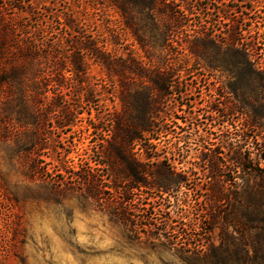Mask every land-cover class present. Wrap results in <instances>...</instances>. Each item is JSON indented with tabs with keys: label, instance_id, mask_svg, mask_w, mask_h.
<instances>
[{
	"label": "rangeland",
	"instance_id": "rangeland-1",
	"mask_svg": "<svg viewBox=\"0 0 264 264\" xmlns=\"http://www.w3.org/2000/svg\"><path fill=\"white\" fill-rule=\"evenodd\" d=\"M18 1L58 18L43 25L61 30L67 53L69 36H91L124 67L174 75L163 81L161 113L152 119L143 96L154 91L150 83L127 75L140 89L124 102L121 78L89 57L84 94L92 96L79 105L73 86L75 118L52 131L47 149L26 158L24 147L0 139V264H264V195L252 190L264 181H246L231 160L244 152L246 137L258 136L264 149V101L260 80L240 74L229 45L233 36L252 44L264 68V0H183L171 4L179 18L170 22L142 0L136 7L124 0ZM225 6L231 10L222 17ZM116 115L147 119L126 150L147 185L117 159L102 164ZM250 122L263 128L251 131ZM91 169L92 189L80 180ZM183 244L204 251L185 252Z\"/></svg>",
	"mask_w": 264,
	"mask_h": 264
},
{
	"label": "trees",
	"instance_id": "trees-1",
	"mask_svg": "<svg viewBox=\"0 0 264 264\" xmlns=\"http://www.w3.org/2000/svg\"><path fill=\"white\" fill-rule=\"evenodd\" d=\"M124 1L134 7L143 5L139 4L140 0ZM109 2L111 6H113V3L119 4L117 0H109ZM142 2L145 4L143 7L151 12H156L161 17H165L167 22L177 21L179 18L172 14L171 4L175 2L184 3L183 0H142ZM190 2L191 0H187L188 6L191 5ZM259 3L260 1H257V4ZM29 5L18 0L16 2L0 0V139L13 140L17 145L24 147V157L26 158H29L28 155L36 147L39 151L47 149L51 142L52 131L67 129L71 126L73 118H75L72 113V98L69 95L73 90V86L80 92L77 97L79 105L82 102L81 100L85 99L84 101L88 102L92 96V94H84L89 57L98 64H104L109 68L113 77L121 78L120 86L126 88V95L122 94L124 102L128 100L129 96L139 94L138 89H140L138 85H134L128 76H137L141 80H146L147 84L150 83V87L156 93L154 94V91L150 89L151 92L148 91L143 94L147 100V114H150L148 116L154 119L153 115L161 113L156 104L161 103L159 102L161 101L159 93L164 89L162 83L163 81L172 83L170 79L173 78L174 74L168 77L167 80L164 76L165 73H160V71L145 70L132 67V65L124 67L120 64V60L109 57L103 46L99 45V40L91 36H88V38L83 37L77 41L69 36L71 40L67 44L72 52L67 53L63 45V39L59 36L61 30L56 28L49 32L43 25L48 22L50 24L58 23V18L53 14L34 12L28 8ZM200 10L201 8H199ZM229 10L231 9L225 6L222 11H219V14L224 17ZM70 25H67V28L71 31ZM202 30L201 28V33H205ZM49 34L53 36L49 37ZM231 40L232 43L229 45L235 46V53L239 57L240 74L244 77H257L260 80L264 101V68L259 62L253 60V45L241 44L235 36ZM74 77L76 79L75 84L73 82L75 81L73 80ZM124 81H128L129 84L124 85ZM146 120L134 121L116 115L112 121L114 125L112 137L108 142L111 149L109 153L107 152L106 159L108 163L106 165L105 162L102 163L104 167H109L113 160H119L128 172L136 173L137 182L142 185H147L139 177L143 172L137 173V164L126 150L139 138L140 133L144 132V122ZM16 126L18 129L22 128V132H13ZM248 126L251 131L263 128L261 125L251 122ZM27 129H31V132H28ZM257 137L244 138L242 140L243 146L240 147H245L244 152L242 154L240 152L238 158L237 151L234 152L235 156L231 159L233 164L236 165V169L243 172L246 177L245 180L260 178L264 181V166L261 165V162L264 161V149H261L257 144ZM228 145L231 146V149L235 146L233 142ZM210 162L216 165L213 158ZM80 180H83L84 185H88L91 189L95 187L94 170L91 169L80 177ZM212 190L216 196L222 194L220 186L216 185ZM252 190L255 195H264V186ZM99 193L95 191L94 194ZM121 197L123 200L127 199L124 194ZM122 215L124 216V214ZM141 218L143 219V217ZM149 220L151 221L149 226L153 225V217ZM145 222H148V220H145ZM143 226L147 225L143 224ZM188 246L181 245L185 252L195 255L204 251L199 246H193V248Z\"/></svg>",
	"mask_w": 264,
	"mask_h": 264
}]
</instances>
